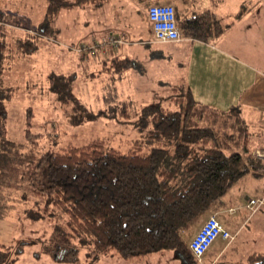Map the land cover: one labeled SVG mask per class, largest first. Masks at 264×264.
Here are the masks:
<instances>
[{
	"label": "trees",
	"instance_id": "16d2710c",
	"mask_svg": "<svg viewBox=\"0 0 264 264\" xmlns=\"http://www.w3.org/2000/svg\"><path fill=\"white\" fill-rule=\"evenodd\" d=\"M44 1L37 28L42 37L51 33V21L59 12L98 6L105 0ZM178 1L177 7L169 5L183 41L208 44L219 35L220 25L209 11L181 18L179 7L184 0ZM5 17L0 12V23ZM111 62L118 78L137 67L128 58ZM1 90L0 125L5 116ZM169 97L172 108L164 107L165 100L133 106L129 103L136 110L131 123L142 138L125 152L105 148L96 139L41 155L30 148L23 155H13V160L26 168L24 174L21 166L14 165L0 174V188L8 185L12 189L24 183L31 193L44 197L64 215V224L47 228L42 239L46 243L43 250L53 256L55 264H75L79 247L88 249L87 258L91 260L115 254L126 261L171 251L182 264H196L184 237L204 216L217 220L213 212L228 206L227 194L241 179L262 177L264 162L252 153L262 149L264 133L252 131L239 105L219 111L196 103L183 82ZM122 110L124 114L126 108ZM26 119L28 127L29 117ZM3 136L2 130L0 139ZM24 136L29 141L38 135L26 129ZM251 137L259 141L255 146L250 144ZM39 169L43 185L38 189L33 177ZM259 197H264V192L253 198ZM243 209L249 216L254 214L245 204ZM245 264H264V251L247 256Z\"/></svg>",
	"mask_w": 264,
	"mask_h": 264
},
{
	"label": "rangeland",
	"instance_id": "374dc122",
	"mask_svg": "<svg viewBox=\"0 0 264 264\" xmlns=\"http://www.w3.org/2000/svg\"><path fill=\"white\" fill-rule=\"evenodd\" d=\"M165 1L161 3L176 6L179 2ZM4 4L0 9L6 15L0 23V89L5 106L0 125L4 132L0 139L1 175L12 165L21 166L24 174L26 168L17 164L13 155H23L30 148L41 155L96 139L105 148L125 152L142 138L131 123L136 111L133 104L165 100L164 107L172 108L169 96L178 91L182 74L176 68L167 69L169 64L175 65L169 61L173 48L154 43L144 20L145 5L157 4L156 1L105 0L97 7L63 11L56 15L58 33L51 32L47 37L37 32L46 6L44 0H4ZM98 30L104 34H96ZM108 37L122 39V57L134 59L137 65L122 78L114 72L112 55H103L104 49L116 50L106 44ZM91 40L95 43L89 44ZM84 47L94 49L85 52ZM26 129L38 136L26 141ZM250 142L255 146L259 141L251 137ZM33 184L35 188L42 187L41 169L35 173ZM10 188H0V264H55L53 256L43 250L46 243L42 239L47 228L64 224V215L44 197L31 193L24 183ZM263 192L264 174L244 177L226 200L235 208H243L246 199ZM235 216L234 228L240 229L226 257L229 262L217 264H245L248 254L257 249L264 251V205L251 216L242 209ZM78 249L75 264H178L170 251L125 261L115 254L91 260L86 247Z\"/></svg>",
	"mask_w": 264,
	"mask_h": 264
},
{
	"label": "crops",
	"instance_id": "0c3cea01",
	"mask_svg": "<svg viewBox=\"0 0 264 264\" xmlns=\"http://www.w3.org/2000/svg\"><path fill=\"white\" fill-rule=\"evenodd\" d=\"M154 1L157 3L166 2L165 0ZM3 6L5 7L6 4H4V0H0V9ZM86 7L97 6L89 5L82 8ZM76 9L79 8L63 11L68 12ZM179 11L181 18L209 11L219 23L221 32L216 38H211V42L208 44L193 41L191 43L199 45L189 48V43L181 41V43L171 46L173 56L171 55L170 59H172L169 61L170 63L174 62L175 65L169 64L167 69L170 67L173 70L176 68L181 71L182 76L179 78L188 87L192 99L196 103L219 111H226L231 106L239 105L242 116L252 131L261 130L264 133V125L261 128V124H264L261 123L264 120V0H184L180 4ZM0 12L2 11L0 10ZM4 20L5 18L2 19V22ZM59 28L58 18L55 16L51 21L50 31L57 34ZM96 34L104 33L98 30ZM92 43L95 41L91 40L89 44ZM158 45L165 46V44ZM121 48L113 51L104 49L103 55L105 58L112 55L111 58L119 60L128 58L122 57L124 51ZM187 58L188 62H186ZM128 59L134 61L132 58ZM254 194L259 193L255 191ZM247 200L243 202V205ZM228 209H232V211L229 212ZM239 209L244 210L228 204L223 209L213 212L220 225L234 235V239L230 243L216 239L203 254L198 264L229 262L226 257L240 229V226L234 228L235 213ZM206 217L204 216L189 235L184 237L185 243ZM260 252L263 250L257 249L250 254ZM168 256L170 255H165V258ZM141 257L143 256L137 258ZM172 258L170 256L171 260ZM176 259L178 264H182L177 256Z\"/></svg>",
	"mask_w": 264,
	"mask_h": 264
},
{
	"label": "built area",
	"instance_id": "2783aa9c",
	"mask_svg": "<svg viewBox=\"0 0 264 264\" xmlns=\"http://www.w3.org/2000/svg\"><path fill=\"white\" fill-rule=\"evenodd\" d=\"M144 16L150 26L154 43L178 44L183 41L171 5L165 3L151 4L144 10ZM123 42L122 39L113 37H108L106 40V44L113 49L119 48ZM93 49V47H84L82 50L89 51ZM252 155L258 161L264 162V140L262 149L253 151ZM263 202L264 197L250 198L245 202V208L250 213H254ZM216 239L230 243L234 239V235L226 231L214 216H209L203 221L187 243L188 251L197 264L200 263L203 254Z\"/></svg>",
	"mask_w": 264,
	"mask_h": 264
}]
</instances>
